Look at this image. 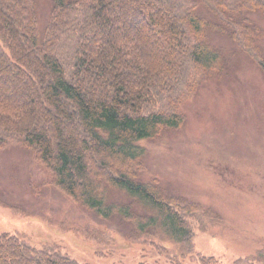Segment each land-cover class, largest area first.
Masks as SVG:
<instances>
[{"label": "trees", "instance_id": "obj_1", "mask_svg": "<svg viewBox=\"0 0 264 264\" xmlns=\"http://www.w3.org/2000/svg\"><path fill=\"white\" fill-rule=\"evenodd\" d=\"M257 13L264 0H54L40 33L36 0H0V149L32 152L56 188L103 219L119 216L147 234L161 217L166 238L194 252L185 213L157 186L136 181L147 154L140 143L180 128L181 106L202 75L221 71L211 31L264 70L250 17ZM108 188L151 213L139 218L108 202ZM0 264L79 262L0 233Z\"/></svg>", "mask_w": 264, "mask_h": 264}, {"label": "rangeland", "instance_id": "obj_2", "mask_svg": "<svg viewBox=\"0 0 264 264\" xmlns=\"http://www.w3.org/2000/svg\"><path fill=\"white\" fill-rule=\"evenodd\" d=\"M54 0H36L40 33ZM208 19H212L205 14ZM264 55V15L251 14ZM215 21V20H214ZM209 39L223 56L221 71L202 75L184 101V124L140 143L147 154L136 181L161 189L185 213L194 252L166 238L161 217L147 234L119 216L103 219L56 188L52 175L18 144L0 149V233L36 248L49 246L79 264H260L264 255V70L226 34ZM107 201L136 217L151 211L108 188ZM196 210L185 212V207Z\"/></svg>", "mask_w": 264, "mask_h": 264}]
</instances>
